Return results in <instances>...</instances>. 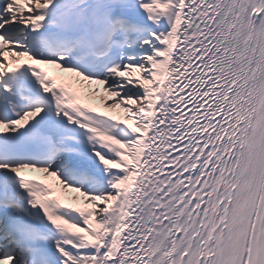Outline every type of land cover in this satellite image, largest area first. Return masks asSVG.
Segmentation results:
<instances>
[{
    "label": "snow or ice",
    "instance_id": "snow-or-ice-1",
    "mask_svg": "<svg viewBox=\"0 0 264 264\" xmlns=\"http://www.w3.org/2000/svg\"><path fill=\"white\" fill-rule=\"evenodd\" d=\"M0 264H264V0H0Z\"/></svg>",
    "mask_w": 264,
    "mask_h": 264
}]
</instances>
